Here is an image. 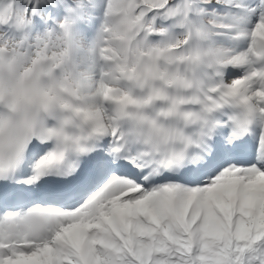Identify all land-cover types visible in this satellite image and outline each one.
Masks as SVG:
<instances>
[{
  "label": "snow or ice",
  "instance_id": "snow-or-ice-1",
  "mask_svg": "<svg viewBox=\"0 0 264 264\" xmlns=\"http://www.w3.org/2000/svg\"><path fill=\"white\" fill-rule=\"evenodd\" d=\"M0 264H264V0H0Z\"/></svg>",
  "mask_w": 264,
  "mask_h": 264
}]
</instances>
